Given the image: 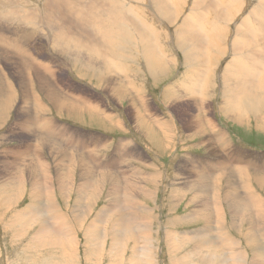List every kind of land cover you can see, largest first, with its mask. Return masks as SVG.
I'll return each mask as SVG.
<instances>
[{
  "label": "rangeland",
  "instance_id": "1",
  "mask_svg": "<svg viewBox=\"0 0 264 264\" xmlns=\"http://www.w3.org/2000/svg\"><path fill=\"white\" fill-rule=\"evenodd\" d=\"M9 1L0 0V6L2 5V7H4L3 11L9 9L13 11L11 14V17L13 18H9L7 15H4L5 16L4 17L2 15L3 13L2 7H0V35L2 34L4 37L6 35V38L9 41H11L13 36H15L16 38L14 31L12 32L8 29L12 23H16L18 29L30 25L27 23V20L24 18L27 17V13H21L17 15V12L14 11L15 7H23L21 6V3L22 5H24V7L25 5L29 6L28 3L29 0H20V2L19 0H9ZM40 1L47 2L48 0H40ZM102 2L105 4H103ZM7 4L9 5L10 8H8ZM100 5L109 7L108 6L109 4L104 0H54L53 4L51 3L49 6L50 9L47 11L48 13L47 16L50 18H56L60 23H64L65 26L68 25L67 27L74 32L79 31L78 35L80 34V32L89 33L90 34L89 36L94 38V30L98 29L99 31L98 25L100 24H98V21L107 19L108 18L107 16H110L111 13V9L108 10L107 8H101ZM28 6L26 7L29 8ZM53 6H55L56 8ZM258 8L260 12L258 11ZM74 12L78 13L81 16H84L80 18H84L85 20H88V18H90L91 22L87 21V24H85L84 22L81 23L79 20V16L76 15ZM258 12L261 15L264 14V0H119V2L117 1V16L115 20H120L123 17H127L131 21L130 25H125L129 32L128 34H126V36L130 38H128V40L123 41L124 43L119 45L118 48L121 49L123 52H126L128 55H133L132 57H134V61L129 59L130 61L123 62V66L125 67L126 65L127 66L130 65V70H127L122 74L121 72H117V75L116 72L113 70L114 72L110 73V75L112 74L115 78H122V80L126 81L123 82L126 85L124 88L127 97L124 99H120L118 96L112 95L110 89L106 87V84L103 85L99 83L96 85L97 81L100 80V78L96 76L94 78H91V75L82 76V74H80V77L79 75L76 76V73L80 72L79 70H73L72 72H70L67 69L65 70L61 69L60 72L57 74L61 78H64V76H66L65 77L66 79L65 78L64 79L66 80L67 84L77 85V86L79 84V87L80 85L81 86L85 85V87L87 86L89 90L93 91L96 94L93 100H96L95 98L99 97L101 100L100 99L97 100L96 103L100 104L101 107H104L106 113H111L114 116V118H112L111 121L108 120L109 122H112L111 128L109 127L110 124L108 122H102V120L100 121V119H98L100 122L99 121L95 122L96 120L93 121V119H91V117L85 112L86 110L84 111L80 110L81 112L79 114L74 113L72 114L73 116L69 115L65 110H63L62 112L57 111L55 106L52 104L50 100H58V98L59 100H61L62 96H66L67 98L72 99L69 96V93H67L64 89H62L59 82H57L58 84H56L55 82L52 81L54 85L41 86L38 77H36V73H37V72L35 73V71L37 70L36 67L30 68V75H29L30 79L28 82H27V72L24 74V77L23 74L21 77L18 76L14 71H12L13 69H16V67L14 66L13 63H11V59H15V58L19 59V55H16L13 51H11V49L7 46L8 44L6 45L4 42L0 41L1 42L0 71H1V67L3 71V73L0 74V78L1 76L5 75V81L8 82L10 85L13 83L12 86L17 93V96L15 97L12 96L13 94L3 92L4 90L2 88L6 86V84H3L2 81H0V88L2 91V94H0L1 96L0 100L3 99V97H4V101L8 99L5 101L6 104L3 103L2 100H1L2 103H0L1 104L0 113L2 114L3 112V114L0 115L1 116L0 117V125H1L0 127V154H1L0 155V175H1L0 196L4 195V198L3 196L2 198L4 200L8 199V202L4 203L1 200L2 198L0 197V264H133V262L134 264H141V261L144 259V256L142 254L140 255V251H142L141 247L146 244L139 243V241L136 240L134 236L129 241H127L125 245L123 244L116 245V242H114L115 238L112 239V234L115 235L117 231L114 230V232L111 233L112 228L110 226H107V224H105L107 223V221H104V223L98 222V224H96V227L92 228L91 223L96 220L99 211H101L102 208H105L107 206L108 203L107 196L111 188L109 181L107 182L106 184L107 187L105 186L104 188L105 192H103L102 195L99 193H93L94 197L92 196L91 198L92 200L89 201L90 208L92 207L91 209L93 210L86 209L85 214H81V215L77 214L82 204L78 203L79 200L77 196L78 194L76 193L75 190H73L74 188L72 189V191L75 192L74 193L72 192V194H70L69 197L66 198L58 197L61 208L60 212L63 213V215H65V220H66L65 222L67 223L68 228L71 230V232L75 231L76 233V236L72 237L73 238L72 242H74L72 244V247H67L66 250L61 251V248L58 245H54V244L43 245L41 241L35 238L34 235L36 236L40 235L38 227H41L43 223L47 225L50 221L49 216H51V214L48 215L45 209H43L41 213L42 217L40 218L42 224L36 223L34 225L31 223L28 227L27 220H29L31 216L27 217V214L29 213H27L26 210H28V208L31 205H34L36 202L39 203V201L37 200L38 199L37 191L38 192L40 191L39 195L41 197L42 192L45 191L46 193L44 192V195L47 194L48 190L46 189L49 187L47 186L46 181H44L45 179L43 174L41 176L42 172L38 168L32 167L33 169L31 168L30 172H29L30 169L27 170V172H19V171L16 172L15 168H10L12 167L11 164L13 165V161L10 160L11 156L9 157L8 155H11L14 150L10 146L19 145L21 144V142L27 143L24 140L20 139V138L23 139L25 138L26 140L27 135L29 136L27 139H30V135L31 137L33 136V138L35 139L37 138L36 139V141H38L37 144L39 143L41 144V142H39L41 136L47 138V140H51V139L43 135V133L37 132L40 129H37V131L30 130V132L20 133V129L14 128V125L17 124V120L20 123L23 119L22 117H24L20 112L21 111L20 108L21 107L23 108L25 105H27L25 104L26 98L30 102L31 108L36 109V110L33 109H27V110L33 112V115H37V118H42L46 115H47L46 117L54 116L53 118L54 119L56 118L57 119L56 121L60 122L61 125H65V126L67 125L70 128L73 127L77 128V132L83 135L86 133L105 135L107 139H109V142L111 143L109 146L105 147V149H103L100 154L101 156H105L107 162H110L112 165L115 164L114 163L115 160L118 161L117 163L118 166H116V169L112 167L108 168L110 169L109 172L112 171V173L118 174L121 180L125 178V180H123L124 183L126 182V180L128 181L130 179V183L132 184L131 186L133 187L131 188V190L135 188H137L138 190V183L142 181L141 178L143 176L144 177L150 176L151 172H155L158 175L157 182H154L152 179H149L145 182L146 184L145 187L148 189L149 192H147L145 196H142V202L149 207L151 213V227L150 230L148 231L149 233L148 238L150 239V242L148 241L147 242L150 243L151 245L153 243L154 245V246L149 245L154 250V258L152 261L153 264H199L198 253L195 251L196 247H191L189 246V244H188L189 247H187V245L184 246L176 245L172 242H169L167 240L168 233L166 235L165 233L171 231L176 235H178V237L183 238L185 237L184 236L185 232H193L195 230H198L200 226H204L205 224H207L208 220L210 218L213 219L215 215L213 213V217H209V219L206 218L204 221L201 222L198 218H196L195 212L201 211L202 213H204V211H209L210 205L211 207H213L212 204H215V201L220 202L221 210L224 213L223 217L225 218L222 224L217 223L214 220L215 222L214 225L215 227L217 226V228H215V231H217L219 227L221 228L223 227L222 228L223 230L230 231L233 236L237 237L240 235L244 238L245 231L248 227L247 222L250 221V223H252L253 221H256V219L259 218L260 216L258 214H255L257 210L254 209V206L252 204L249 203L248 205L247 203H244V201H243L244 205H240L239 207L247 212H242V214H240L242 216L238 215L239 214L238 211L233 210L231 207L228 206L227 202L223 197V193L226 192V189L224 188L225 185L224 179L227 172L223 173V177L218 176L219 177L218 180L220 179L219 181L218 180L211 181L210 178L208 179L210 182H212L213 186H214V182L218 181V183H221L220 191L222 192H220L218 195L217 192L216 193L208 192L206 201L203 202L202 205H200L204 208H196L198 206L197 205L195 206L193 203L191 204L188 203L187 205V202L190 199V192L192 190H187L185 192V194L187 193L185 196L183 194L185 191L184 188L186 186V183H189L190 180H192L195 175L192 176L190 175L191 169L188 167L186 163H183V159L187 155L189 156L190 154L193 156L195 154L198 158H201L202 160L205 157L206 159H210L211 154L206 150L209 142L200 144V142L203 141L204 137H196L190 139L186 137L187 132L185 131L183 133L185 135L184 138L180 139V136L178 134L174 137L175 138L174 143L176 144L175 146L173 145L166 146L163 144L159 145L158 133L151 135L150 140H147L145 139L144 136H142L140 130L137 128V119L134 116L136 112L131 108L130 104H131V100H136V106L138 107L137 117L139 116V114H141L143 117H153V116L156 117V115L160 111L159 109H162L161 111L165 113H170L173 116V119H175L176 123L179 126H181L180 128H185L184 124L182 123L183 109L186 108L188 115H190L191 113L194 115L197 114L198 110L194 105L195 98L194 99L191 98L192 100L189 101H187L188 98H190L189 96L184 97V99L176 98V97H173L171 99L169 98L164 99L163 94L165 93L163 92V90L169 88L171 90H174V92L181 94V91L178 88V83L181 81L184 82L182 85H186L188 89V82H189L188 74L189 71L193 68V62H192L193 59L190 55H185V51H190L194 53L193 49L195 47L200 51L204 50L206 43L200 40L202 34L198 29H196L194 24V18L198 19L199 17H202L201 14H208L209 18H206V21L209 19L207 21V25L208 24L209 25L206 27L210 28L213 25H216L217 27H222L224 30L223 35H225L226 37L224 36L223 38L222 41L223 45L222 42L220 43V45L218 44L219 45L218 47L220 49L221 48L223 49V51L222 49L219 50L222 55L217 56L213 63H209L210 68H212L211 76L209 79L210 91L206 94L208 95V100L209 101L212 100L211 101L212 103L210 104L211 105L210 107L212 108L211 115L214 118V120L217 121V124L219 125L218 127L219 129L215 132V130L212 131L211 128L207 126L205 130H208L207 132L211 134L209 136H211L213 139L212 141L213 146L216 149H219L223 153L224 155L223 157H226V159L228 157V153H227L228 150L226 151V149L223 148L222 143L219 139H215V137L218 136V131L220 129L221 130L224 129V131L225 130L227 131V132L225 131L226 133H228L227 138L230 142H232V148L234 150L237 149L239 151L240 150L246 151L247 153L252 154V156L264 158V129H262L264 127V121L262 122L260 121L261 122L260 124L257 123L255 125V119L253 117L255 115L254 113L253 115H249L250 121L246 119L244 125L243 126L241 125L240 127L236 124L237 122H235L234 120L236 115L234 116V118H232L231 116L229 115L227 116L225 113H223L225 112V109L222 107L223 101H222V93H221L222 91L221 83L223 82V80H221L220 77L223 73L226 64L227 63L229 64V61L231 60L234 54L233 51L234 46L232 44L234 38H238V35L240 36L247 34L245 35V37L249 36L245 38L246 39L245 41H243L244 44L243 42L239 43L242 46L239 45L236 47L240 49L237 50L238 52L243 53L245 50V52L247 51L246 53L249 54L250 53L249 51H252L254 49L256 51L257 48L258 49L264 48V36H263L264 24L262 25L261 23L262 21L260 19H257V16L260 15ZM165 16H167L168 20L166 22L165 21L161 22L159 18L165 19ZM115 20L113 22H115ZM188 20L189 23L187 22ZM45 23L46 22H44V25ZM197 23L198 22H196V24ZM81 25L83 29H80ZM120 26L121 24L117 27L114 26L113 29H115L116 32L115 31L113 32L121 37H124ZM249 26L251 27L252 32L249 31L248 29ZM29 30L30 29L27 28L26 33L27 36H29L28 37L29 39L27 40V47L30 51L32 50L31 53H33L34 55L36 54V57L38 56L43 61L52 60L49 55L52 53L50 47L54 45L55 33L46 35V37L39 36L38 34H33L31 36L29 33L31 30L30 31ZM254 33L256 35H253ZM19 34L20 32H18L17 35L19 36ZM24 36H26L25 33H23L22 36L20 35V38L22 39ZM133 38H139V40L144 39L147 42L145 44L150 43L154 45L156 48L160 45V47H158L155 50V52L161 57H165L167 59L165 60L167 62L166 66L169 67V70L163 72L164 75L162 74L158 79L153 78V76L150 75L149 71H151V69H149L146 66V63L144 61L145 60L144 56L142 57L141 54L140 57V53L134 54L135 51H138L139 46H144L145 44H139ZM80 39L81 41H83V43L89 45L92 43L99 42L98 40L94 41L93 39H90L88 37L87 38L81 37ZM247 40L250 42L248 43ZM199 43H202V47L199 46ZM109 47L113 49V46H109ZM241 47H243V49H241ZM248 47H249L248 49L249 51L247 50ZM158 49L163 51V53H160ZM5 50L7 51L8 54L5 53L6 52ZM234 50H236L235 47ZM9 51L11 52L9 53ZM207 52L208 50L205 51V53ZM245 52L243 54H245ZM262 54L263 56L261 54L260 55L264 59V52ZM57 57L62 58L59 56ZM71 59H74V56L71 55ZM196 60L201 61L202 55H197ZM132 64H135L137 66L136 69L137 71L139 70L138 73L132 69ZM105 81L107 84L109 83L108 74H107V79ZM24 86H27V93L28 95H30V97L33 94H36L39 97L40 101L45 104L44 105L42 103L44 105L42 106L43 107L42 110L41 108L38 109L35 102L32 100L30 101L28 96L26 97ZM58 88L62 90H59ZM187 89L185 92H188ZM176 95L178 96V94ZM140 96H142L141 100L137 98ZM4 104L6 106H4ZM5 108L7 111L5 110ZM81 108L83 109L82 106ZM219 109L221 110V112ZM89 110L93 111L92 109ZM259 110L264 115V108H262V110L261 109ZM19 114L21 115V117ZM4 115L5 117L3 118ZM161 115L164 116L162 112ZM165 116H168V114H166ZM96 117L99 118L98 116ZM116 122H120V123H116ZM11 127L16 129V133L12 134ZM38 133L39 134L41 133L40 136ZM223 137L225 138L226 135H224ZM122 138L129 140L131 144L132 142H134L137 145L135 147H137L138 152L142 150L144 157H146V159L142 158V160L147 162H143L141 159H139L140 156L133 152L129 160L128 159L124 160L125 161L124 163L125 165H124L123 164L124 161L122 162V160H120L123 154L122 151L123 147L121 146V140H123ZM213 142L215 143L217 142L216 145ZM49 146L51 147V144L47 145L44 149L45 150L50 149ZM9 149H11V151ZM56 149H57V145H56ZM126 149L130 150V147ZM64 150L66 151L65 148ZM52 152L56 153V150H52ZM77 152L78 154H81L79 151ZM112 153L113 155H111ZM75 154L73 153L71 155L73 156V158H75L74 161L76 160ZM114 155L116 156L115 160H114L115 158ZM45 156H47L46 157L47 161L51 163L52 173H54L53 175L56 176V173L59 174L61 171V166H59V164L61 165V163L59 161L63 156L59 154L52 156L49 154L48 151H46ZM137 160H138V164H135L137 163ZM126 161L128 162V164ZM74 163H76V165H79L78 161ZM133 163L135 166L133 165ZM6 164L9 167H7ZM130 165L135 168L134 169L131 168ZM124 167L126 169H123ZM6 169L7 172L9 171L10 175H14L16 173L17 176L20 175L25 176V178L22 180L24 182H22L21 185L20 183L17 185L9 183V181L6 180V173H5ZM131 169L133 170L139 169V171H141L139 177L137 175L136 176L137 178L135 176L134 178L133 177L130 178L127 175H124L127 172L126 170H131ZM219 172L222 173V171L220 170ZM37 175L40 176L39 179ZM68 175H70V172H68ZM75 178L78 179L79 181V176H77V172H75ZM120 178H116V179L120 180ZM252 179L255 178H251V187L252 190H254L255 197L257 198L258 201L264 202V181L259 182L258 180H252ZM38 180L40 182H38ZM171 182L172 185L175 184L174 191L170 190ZM58 184L60 185L61 181L55 178L54 179L55 187L59 186ZM213 186L211 187V191L214 190ZM124 191L125 189L123 188V190L120 191V193H123V195H127L125 194V192L127 193V191L125 192ZM150 192L152 194H150ZM123 195L121 194L119 195L120 197L118 196L120 198L119 199L120 202L121 200H125V199L127 200V196L123 197ZM87 200L84 201V204L87 203ZM137 200L138 201H136V205H134V207L138 205L140 206V202H141L140 197ZM209 200L213 202H210ZM208 202H210V204L209 207L207 208V206L205 205H208ZM44 203H45L44 201L43 202L40 201V204H44ZM181 203L182 205H180ZM122 210L118 213L119 218H121L124 215L123 213H125V211ZM146 211L148 210H145V213L142 214L148 216L149 214ZM73 212H75V214ZM192 213L193 215H191ZM243 213H245V215ZM77 215L79 216V218L81 217L80 221H75ZM186 216H188L189 218H186ZM43 217L45 220L43 219ZM232 217H235V220L237 218L238 219L241 218L245 220L248 219V221L246 222L242 221L243 231L241 233H238L239 228L235 226V223H233L234 221H231ZM85 218L86 220H84ZM176 219L178 220L175 221ZM172 221H174L175 223H173ZM88 222L91 223L88 224ZM118 222L121 223L120 220H118ZM98 225L100 227L103 226V229H101L102 230L101 233L105 232L108 234L107 241L103 243V245H101L100 239L98 240V236L94 235L100 233L99 231L100 227ZM87 227L88 228L90 227L89 230ZM84 231L86 232L84 233ZM92 240L94 242L96 241V243H93ZM97 241H99V243ZM227 246L228 245H225L221 247V249L214 248V250L212 251V257L209 259L207 264H224V263L240 264L238 263L239 260H237L238 261L237 262L235 260V257L231 256L227 252ZM250 250H253V248H250ZM186 253H192L191 263L190 262L187 263ZM213 254L215 256H213ZM201 259L205 261L203 257H201Z\"/></svg>",
  "mask_w": 264,
  "mask_h": 264
},
{
  "label": "bare ground",
  "instance_id": "2",
  "mask_svg": "<svg viewBox=\"0 0 264 264\" xmlns=\"http://www.w3.org/2000/svg\"><path fill=\"white\" fill-rule=\"evenodd\" d=\"M53 1L54 0H48L47 2L40 1V0H29V2H28L29 6L25 5V7L28 6L29 8H27V7L25 8L24 5H22V3H21V6H23L24 8L23 7H15L14 11L17 12V15H19L21 13H27V17H24V18L27 20V23L30 25H28L27 27H22V28L18 29L17 24L12 23L8 29L12 32L14 31L16 38H15V36H13L11 41H9L6 38V35H5V37L2 34L0 35V41L4 42L6 45L8 44L7 46L11 49V51H13L16 55H19V59L18 58L11 59V63H13L14 66L16 67V69H13L12 71H14L20 77L22 76V74L24 77V74L27 72V82H28L30 79V76H29L30 75V68L36 67L37 68V70L35 71V73L37 72L36 77H38L41 86L54 85L53 82H55L56 84H58L57 82H59L62 89H64L67 93H69V96L72 98V99H70V98H67L66 96H62L61 100H59V98H58V100H50L52 102V104L55 106L57 111L62 112L63 110H65L69 115L73 116L72 114H74V113L79 114L82 110L83 111L86 110L85 112L91 117V119H93V121L96 120L95 122H98L99 121L98 119H100V121L102 120V122H108L110 124L109 127L111 128L112 122H109V121H111L112 118H114V116L111 113H106L104 110V107H101L100 104L96 103V101L100 99L98 97V95H97L98 98H95L96 100H93L96 94L93 91L89 90L87 88V86L85 87V85H82V86L80 85V87H79V84H78V86L67 84V82L65 80L66 76H64V78H65L64 79V78L59 77L57 74L60 72L61 69H64V70L67 69L70 72H72L73 70H79L80 72L76 73V76L79 75V77H80V74H82V76L91 75V78H94L96 76V77L100 78V80L97 81L96 85L99 83H101L103 85L106 84V87L108 89H110L112 95H116L120 99L126 98L127 94H126V91L124 88L126 85L123 82L125 80H122V78H115L112 74L110 75V73L115 71L116 75H117V72H121V74H122L125 71L130 70V65H128V66L126 65V67H125V66H123V62L124 61H130V60L134 61V57H132L133 55H128L126 52H123L121 49L118 48L119 45L124 43L123 41L128 40V38H130V37L126 36V34H128L129 32H128L125 25H130L131 21L127 17H123L120 20H115V18L117 16V1L119 2V0H104L109 4L108 5L109 7H105L102 5H100V7L101 8H107L108 10L111 9V13H110V16H107L108 17L107 19H105V20L103 19V20L98 21V24H100V25H98L99 31H98V29L94 30V38L90 37L89 33H81L80 32V34H79L80 38L81 37H86V38L88 37L90 39H93L94 41L98 40L99 42L98 43L97 42L96 43L91 42L92 44H90V45L85 44L79 38V35H78L79 31L74 32L67 27L68 25L65 26L64 23H60L56 18H50L47 16V14H48L47 11L50 9V7H49L50 4L51 3L53 4ZM19 2H20V0H19ZM25 2H27V1H25ZM103 4H105V3H103ZM0 7H2V5ZM53 7H55V6H53ZM124 7H125V5H124ZM3 8L4 7H2V12H3V13L1 12L2 15L3 16L7 15L9 18H13V17H11V14L13 11L11 9L3 11ZM8 8H10L9 5H8ZM166 11H167V8H166ZM166 11H165V14H166ZM258 11H259V8H258ZM75 14L79 16V20L81 23L84 22L85 24H87V21L91 22L90 18H88V20H85L84 18H80V17H84V16H81L78 13H75ZM201 15H202V17H199L198 19L194 18V24H195L196 29H198L202 34V37L200 38V40L204 41L206 43V46H205L204 50H202V51L198 50L195 47L193 49L195 54L190 52V51H185V55H190L193 59V61H192L193 62V68L189 71V74H188V77H189L188 89H187L186 85H182L184 82L181 81L178 83V88L181 91V94L176 93V92H174V90H171L169 88L163 90V92L166 94V95L163 94L164 99H166V98L171 99L173 97L184 99V97L189 96L190 98H188V100H187V101H189V100H192L191 98H193V99L195 98L194 99V105L196 106V108L198 110L197 114L194 115L191 113L190 115H188L186 108H184L183 109V121H182V123L184 124L185 128H180L181 126H179L176 123L175 119H173V116L170 113H165V112L161 111L162 109H159L160 111L158 112V114L156 113L157 114L156 117L155 116L143 117L141 114H139V116L137 117L138 107L136 106V100H131L130 105H131V108L136 112V114L135 115L133 114V115L137 119V128L140 130L142 136H144L145 139H147V140H150L151 135L158 133L159 134V138H158V144L159 145L163 144L166 146H172V145L175 146L176 144L174 143V139H175L174 137L178 134L180 136V139L184 138L185 135L183 133L185 131V132H187L186 137H188L190 139H193L196 137H204L203 141H201L200 144L209 142L206 150L211 154L210 159H206V157H205L202 160L201 158H198L195 154H194V156L191 154L189 156L187 155L183 159V163H186L188 165V167L191 169L190 175L191 176L195 175L194 178L192 180H190L189 183H186V186L184 188L185 191L183 194L185 196L187 194V193L185 194V192L187 190H192L190 192V199L187 202V205H188V203L189 204L193 203L195 206L196 205L198 206L196 208H204L200 205H202V203L206 201L208 192H210V193L211 192H213V193L217 192V195L220 192H222V191H220L221 190V188H220L221 183H218V181L220 180V179L218 180V178L221 176L223 177V173L227 172L225 175V179H224L225 180L224 188L226 189V192L223 193V197H224L225 201L227 202L228 206L231 207L233 210L238 211V213H239L238 215H240V214H242V212H247V211L240 208L239 206L244 205V203H247L249 205V203H250L254 206V209L257 210L255 212V214H258L260 216V217L258 216L259 218H257L256 221H253L252 223H250V221H248V219L245 220V219H241V218L238 219L237 218L235 220V217L231 218V221H234L233 223H235V226H237L239 228L238 233H241L243 231L242 221L243 222L248 221L247 222L248 227L245 231V234H244L245 237L244 238L242 236H240L239 234H238L239 236H237V237L233 236L230 231H225L222 229L223 227L221 228L219 226H218L219 228L217 229V231H215V228H217V226L215 227V225H214L215 222L222 224L223 220L225 219L223 217L224 213L220 207V202L215 201V204H212L213 207H211V205H210V210H209L210 212L209 211H204V213H202L201 211L195 212L196 218H198L201 222L204 221L206 218L209 219V217H213V213H214V215H215L214 218L213 219L210 218L208 220L207 224L204 223L205 224L204 226H200L198 230H195L193 232H185V235H184L185 237H183V238L178 237V235H176L175 233H173L171 231L166 232L165 235L168 233L167 234V240L169 242L176 244V245H183V246L187 245V247H189V246L196 247L195 251L198 253V260H199L198 263L199 264H207L209 259L212 257V251L214 250V248L221 249V247H223L225 245H228L227 246V252L231 256L235 257L236 261L239 260V262L238 261L237 262L240 264H264V202L257 200V198L254 195V190H252V187H251V178H255L252 180H258L259 182L264 181V158L252 156V154H249L246 151H242V150L239 151L237 149L234 150L232 148V142H230L227 138V136H228V133H226L227 131L225 130L226 131L225 132L224 129H222V130L220 129L218 131V136H216L215 139H219L222 143L223 148H225L226 151L228 150L227 151L228 157L226 159V157H223L224 156L223 153L219 149H216L213 146V144H212L213 139L211 136H209L211 134H209L207 132L208 130H205V128L207 126H209L212 131L215 130V132L219 129L218 128L219 125L217 124V121H215L211 115L212 108L210 107L211 106L210 104L212 103L211 102L212 100L209 101L208 95H206V94L210 91L209 79L211 76L212 68H210L209 63H213L217 56L222 55L221 52L219 51L222 48L220 49L218 46L223 41V38L225 35H223L224 30L222 27H217L216 25H213L210 28L209 27L207 28L206 26L209 25V24L207 25V21L209 19L206 21V18H209L208 14H201ZM105 16H106V14H105ZM258 16H257V19H260L262 21L261 23L263 25L264 24V18H263L264 14H262V15L260 14ZM165 19L159 18V20H161V22L162 21L166 22L168 20L167 16H165ZM114 20H115V22H113ZM44 22H46L47 24L45 23V25H44ZM111 22H113V23H111ZM187 22L189 23V20ZM196 22H198V23L196 24ZM120 24H121L120 27H121V30L123 32L124 37H121V36H119L113 32V31H115V29H113V27L114 26L117 27ZM246 24H247V21H246ZM225 26H227V25H225ZM80 27H81L80 29H83L82 25ZM27 28L31 30V31L29 30L30 31L29 33L31 36L33 34H38L39 36L46 37V35H49L51 33H55L54 45L51 46L53 49L50 47L52 53L49 55L52 60L43 61L38 56L36 57V54L34 55L33 53H31L32 50L30 51L27 47V40L29 39L28 38L29 36H27V33H26ZM244 28H246V27H244ZM248 29L250 32H252L250 26ZM18 32H20L19 36L17 35ZM245 32H243V33H245ZM7 33H9V32H7ZM23 33H25L26 36H24L21 39L20 35L22 36ZM225 33H227V32H225ZM120 34H122V33H120ZM245 35H247V34H245ZM245 35H240L242 37H240L238 35V38H234L232 45L235 47L236 50H234V47H233L234 54H233L231 60L229 61V64L228 63H227L228 65L226 64V66L223 70V73L220 76L221 80H223V82L221 83V86H222L221 93H222V101H223L222 107L225 109V112H223V113H225L227 116L228 115L231 116L232 118H234V116L236 115L234 120H235V122H237L236 124L240 127H241V125L242 126L244 125L246 119L249 120V117H250L249 115H253L254 113H255V115L253 117L255 119V125L257 123L260 124L262 121H264V115L259 110V109L262 110V108H264V59L262 57L263 56L262 53L264 52V48H261V49L257 48L256 51H255V49L252 51H249L248 50L249 47H248L247 50L250 52L249 54H247L246 53L247 51L245 52V50H244L245 54H243L244 52L243 53L238 52L237 50H240V49L236 48V47L241 45L239 43H242L243 41H245L246 37H249V36L245 37ZM253 35H256V34L254 33ZM95 38H98V39H95ZM3 39L4 40L6 39V40L4 41ZM47 39H48V36H47ZM133 39L135 41H137L139 44L147 43L144 39H140V40H139V38H133ZM42 40H44V39H42ZM225 42H226V39H225ZM249 42L250 41H248V43ZM245 43H247V42H245ZM148 44H145L144 46H139L138 51H135L134 54L140 53V57H141V54H142V57L144 56V58H145L144 61L146 63V66L149 69H151V71L148 70L150 75H152L153 78L158 79L163 74L164 71L169 70V67L166 66L167 62L165 61L167 59L165 57H161L160 55H158L155 52V50L158 47H160V45L156 48L154 45H152L150 43H148ZM243 44H244V42H243ZM222 45H223V42H222ZM109 46H113V49L110 48ZM199 46L202 47V43H199ZM243 47H241V49H243ZM227 49H228V47H227ZM207 50H208V52L205 53V51H207ZM11 51H9V53ZM158 51L160 53H163V51H161L159 49H158ZM222 51H223V49H222ZM5 53H7V51ZM71 55L74 56V59H71ZM197 55H202L201 61L196 60ZM57 56L62 57V58H58ZM163 56H165V55H163ZM33 65H35V66H33ZM136 67L137 66L135 64H132V69L138 73L139 70L137 71ZM1 71H2V67H1ZM1 71H0V74L3 73V71L2 72ZM107 74H108V82H109L108 84L105 81L107 79ZM82 76H81V79H82ZM0 81H2L3 84H6V86H4L2 88L4 90L3 92L13 94L12 96H15V97L17 96V93L12 86L13 83L10 85L8 82H6L5 81V75L1 76ZM150 82H151V80H150ZM59 88H60V86H59ZM24 89H25L26 97L28 96L29 100L34 101L36 106L38 107V109L41 108V110H42V108H43L42 106H44L45 104L40 101L39 97L36 94H33L31 96L32 97L31 98L30 95H28V93H27V86H24ZM62 89H59V90H62ZM186 89L188 92H185ZM105 90H106V88H105ZM0 94H2L1 88H0ZM176 94H178V96ZM137 98L141 100L142 96L137 97ZM1 100L3 103L6 104L5 101L8 99H6L4 101V97H3V99H1ZM1 100H0V103H2ZM113 100H114V98H113ZM117 100H119V99H117ZM5 104H4V106H6ZM25 104H27V105H25L23 108L22 107L20 108V110H21L20 112L22 113V115L24 117H22L23 119L20 123L17 120V124L14 125V128L20 129V133L21 132H30V130L31 131L32 130L37 131V129H40L37 132H41V133H43V135H45L46 137H49L51 140H53V141L47 140V138L41 136L39 139V142H41V144L39 143L40 144L39 145V144H37L38 141H36L37 138L35 139V138H33V136L31 137V135H30V139H27L29 137L27 135L26 140H25V138L24 139L20 138L27 143L21 142V144H19V145L10 146L14 150H13V153L11 155H8L9 157L11 156L10 160L13 161V165L11 164L12 167H10V168H15L16 172H18V171L19 172H27V170H29V169H30L29 170V172H30L32 167L38 168L42 172L41 176L43 174L44 179H45L44 181H46V184L49 187L46 189V190H48L47 194L44 195V192H45L44 191V192H42L41 197L39 195L40 191L39 192L37 191V198H38L37 200L39 201V203L36 202L34 205H31V203H30L31 206L28 208V210H26V212L29 213V214H27V217L31 216L30 219L28 218L29 220H27V226L28 227L31 223L34 225L36 223L42 224L40 218L42 217L41 213H42L43 209H45V211L48 213V215L51 214V216H49V218H50L49 223L47 225L43 223V225L41 227H38L40 235H38V236L34 235L35 238L38 239L39 241H41V243L43 245L44 244L58 245L61 248V251L66 250L67 247H72V244L74 243V242H72V240H73L72 237L76 236V233H75V231L71 232V230L68 228V225L65 222L66 221L65 215H63V213L60 212L61 208H60V202H59L58 197L66 198V197H69L70 194H72V192L74 193L76 191V193L78 194L77 195L78 199H79L78 203L82 204V206H81V208L77 214H79V215L85 214L86 209L93 210V209H91L92 207L90 208V205H89V201L92 200L91 198L93 196V193H99L102 195V193L105 192L104 188H105L107 182L109 181L111 188H110L109 194L107 196V201H108L107 206L105 208H102L101 211H99L97 217L94 216V217H96L95 221L92 220L93 222L92 223L88 222V224L91 223L92 228H93V227H96V224H98V222L104 223V221H107V223H105V224H107V226H110L112 228L111 233H113L114 230L117 231L115 233V235L112 234V239L115 238L114 242H116V245H119V244L125 245V243L127 241H129L134 236L136 238V240L139 241V243H145L146 244V245H143L141 247L142 251H140V255L142 254L144 256V259L141 261V264H153L152 261L154 258V250L149 246L151 244L148 243V242H150V239L148 238V235H149L148 231L150 230V227H151V213H150L149 207L146 206L142 202V196H145L147 194V192H149L148 189L145 187V185H146L145 182L149 179H152L154 182H157L158 181V175L155 172H151L150 176H145V177L143 176L141 178L142 181L141 182L139 181L140 183H138V190H137V188L131 190V188H133V187L131 186L132 184L130 183V179L128 181L126 180V182L124 183L123 182V180H125L124 177H123L124 179L121 180V178L118 176V174L112 173V171L109 172L110 169H108V168L112 167V168L116 169V166H118L117 165L118 161L115 160L116 156L114 155L115 156V158H114L115 164L112 165L110 162H107V159L105 156H101V154H100L102 152V150L105 149V147L109 146L111 143V142H109V139H107V137L105 135L93 134V133H86L83 135V134L77 132V128H74L73 126H72L73 128H70L67 125L66 126L61 125L60 122L56 121L57 120L56 118L55 119L53 118L54 116L53 117H51V116L46 117L47 116L46 115L42 118H37V115H33V112L27 110V109L36 110L35 108H31V104L27 100V98L25 99ZM81 106L83 107V109L81 108ZM84 108H86V109H84ZM89 109H92L93 111L97 112L98 114L89 110ZM5 110H6V108H5ZM8 110H10V109H8ZM66 112H65V114H66ZM161 112L163 113L164 116L161 115ZM220 112H221V110H220ZM2 114H3V112H2ZM2 114L0 113V115H2ZM6 114H8V113H6ZM166 114H168V116H165ZM42 115H43V112H42ZM96 116H98L99 118H97ZM4 117H5V115L3 116V118ZM20 117H21V115H20ZM58 119H59V117H58ZM116 123H120V122H116ZM0 127H1V125H0ZM14 128L11 127L12 134L16 133V129H14ZM262 129H264V127ZM40 134H39V136H40ZM35 135H37V134H35ZM224 135H226L225 138L223 137ZM213 143H215V142H213ZM216 143H215V145H216ZM49 144H51V147L49 146L50 149L45 150L44 148ZM130 144H131V142L127 139L121 140V146L123 147L122 148L123 154H122V157L120 160H122V162L124 160H127V159L129 160V158H130V156H132L133 152L140 156L139 159H141V160H142V158L146 159V157H144V155H143L142 150L140 152H138L137 147H135L137 145L134 142H132L131 145ZM56 145H57V149H56ZM124 145H126V146H124ZM128 147H130V150L126 149ZM64 148L66 149V151L64 150ZM5 149H8V148H5ZM150 149H151V147H150ZM202 149H203V147H202ZM9 150L11 151V149H9ZM52 150H56V153H53ZM46 151H48L49 154L52 156L58 155V154L63 156L59 161L61 163V165L59 164V166H61V171L59 174L56 173V176L53 175L54 173H52L51 163L48 162L46 159V157H47V156H45ZM75 151L76 152L79 151L81 154H78V152L76 153ZM120 151H119V153H120ZM223 152H225V151H223ZM73 153L74 154L76 153L75 154V157H76L75 161H74L75 158H73V156H71ZM194 153H195V151H194ZM105 154H106V152H105ZM111 155H113V153ZM111 155H110V157H111ZM53 159H55V158H53ZM76 161H78L79 165H76V163H74ZM143 162H147V161H143ZM56 163H57V161H56ZM124 163H125V161L123 162V164ZM7 164H8V162H7ZM7 164H6V166H7ZM127 164H128V162H127ZM135 164H138V160H137V163H135ZM9 165H10V163H9ZM133 165H134V163H133ZM7 167H9V166H7ZM121 168H122V166H121ZM128 168H130V167H128ZM131 168L134 169L135 167L131 166ZM137 168H139V167H137ZM123 169H126V168L124 167ZM133 169L126 170L127 172L124 175H127L130 178L131 177L134 178V176L136 177L137 175L139 177L141 171H139V169L138 170H133ZM76 170H78V171H76ZM219 170L222 171V173H220ZM68 172H70V175H68ZM75 172H77V176H79V181H78V179L75 178ZM5 173H6V180L9 181V183H11V184L17 185L20 183V185H21L22 182H24V181H22L25 178V176H23V175L17 176L16 173L14 175H10L9 171L7 172V169L5 170ZM31 173H33V172H31ZM115 177L120 178V180H117ZM148 177H150V178H148ZM39 178H40V176H38V179ZM55 178H57V180L61 181V184L60 185L58 184L59 186H57V187H55V185H54V179ZM186 178H184V179H186ZM209 178L211 179V181H213V180H215V181L218 180V181L214 182V186H213L212 182H210L208 180ZM38 182H40V181L38 180ZM35 183H37V182H35ZM58 183H59V181H58ZM134 185H137V184H134ZM170 185H171L170 190L174 191L175 190V184L172 185V182H171ZM212 186L214 187L213 191H211ZM34 187H35V185H34ZM123 188L125 189V191H127V193L124 191L125 194H127V195H123V193H120V191H122ZM14 189H15V187H14ZM72 189L75 191H72ZM121 194L123 195V197L127 196V200L126 199L121 200V202H120L119 201V199H120L119 195H121ZM150 194H152V193L150 192ZM188 194H189V192H188ZM2 196L4 198V195H1L0 197L2 198ZM16 196H17V194H16ZM139 197L141 199V202L139 201L140 206L138 205V206L134 207V205H136V201H138L137 199ZM3 198L1 200L4 203H7L8 199L4 200ZM95 199H96V197H95ZM85 200H87L86 204H84ZM40 201L41 202L44 201L45 203L40 204ZM243 201H244V203H243ZM210 202H213V201H210ZM210 202H208V205H205V206H207V208L209 207ZM76 204H77V202H76ZM180 205H182V203ZM7 208H8V206H7ZM211 208H212V210H211ZM121 210L125 211V213H123L124 215L121 218H119L118 213ZM127 210H128V212H127ZM145 210H148V211H146L149 214L148 216L147 215L145 216L142 214V213H145ZM236 211H235V213H236ZM15 213H16V211H15ZM73 213L75 214V212H73ZM243 214L245 215V213H243ZM191 215H193V213ZM238 215H236V216H238ZM66 216H67V214H66ZM240 216H242V215H240ZM84 217H86V216H84ZM117 217H118V219H117ZM80 218L77 215L75 221H80ZM186 218H189V217L186 216ZM43 219H44V217H43ZM194 219H195V217H194ZM84 220H86V218ZM118 220H120L121 223H119ZM177 220L178 219H176L175 221H177ZM214 220H215V222H214ZM33 221H35V222H33ZM172 222L175 223L174 221H172ZM194 222H197V221H194ZM211 222L213 223V225ZM232 227H233V225H232ZM89 228H88V230H89ZM101 229H103V226H101L99 229L100 233L94 234V235L98 236V240L100 239L101 245H103V243H105L107 241L108 234L105 232L101 233L102 232ZM85 232L86 231H84V233ZM97 242L99 243V241H97ZM93 243H96V241L95 242L93 241ZM188 244H189V246H188ZM152 245H153V243H152ZM250 248H253V250H250ZM231 249H233V250H231ZM228 250H231V251H228ZM250 251H251V253H250ZM186 255H187V263H189V262L191 263L192 253H186ZM213 256H215V255L213 254ZM201 257H203L205 259V261H203L201 259ZM233 257H230V258H233ZM133 264H134V262H133ZM224 264H226V263H224Z\"/></svg>",
  "mask_w": 264,
  "mask_h": 264
}]
</instances>
